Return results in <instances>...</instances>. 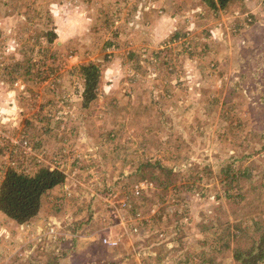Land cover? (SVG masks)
Here are the masks:
<instances>
[{
  "label": "rangeland",
  "instance_id": "obj_1",
  "mask_svg": "<svg viewBox=\"0 0 264 264\" xmlns=\"http://www.w3.org/2000/svg\"><path fill=\"white\" fill-rule=\"evenodd\" d=\"M263 59L264 0H0V180L65 173L27 224L0 211V264H240L264 232Z\"/></svg>",
  "mask_w": 264,
  "mask_h": 264
},
{
  "label": "trees",
  "instance_id": "obj_2",
  "mask_svg": "<svg viewBox=\"0 0 264 264\" xmlns=\"http://www.w3.org/2000/svg\"><path fill=\"white\" fill-rule=\"evenodd\" d=\"M210 8H224L230 0H202ZM47 43H52L55 33L47 32ZM264 60V59H263ZM264 67V61H263ZM82 78V105L87 107L98 96L100 83L99 68L94 63L81 64L78 66ZM24 141H26L24 139ZM27 142V141H26ZM26 145V144H25ZM158 162V161H157ZM144 167L152 166L146 162ZM65 173L58 166L51 167L44 163H38L34 172L25 169L8 166L3 178L0 180V211L9 219L18 224H27L35 217L41 206L42 198L55 187L63 184ZM238 233L232 234L234 241L238 242L240 233L244 230L237 226ZM250 246L243 248L240 244L233 248V257L240 264H263L264 263V232L258 238L251 239ZM225 247L230 245V239L224 242ZM105 263V262H103ZM108 264V263H107Z\"/></svg>",
  "mask_w": 264,
  "mask_h": 264
}]
</instances>
